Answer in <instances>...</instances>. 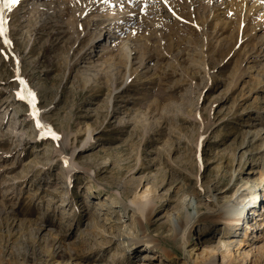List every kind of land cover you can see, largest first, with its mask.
<instances>
[{
	"label": "rangeland",
	"instance_id": "1",
	"mask_svg": "<svg viewBox=\"0 0 264 264\" xmlns=\"http://www.w3.org/2000/svg\"><path fill=\"white\" fill-rule=\"evenodd\" d=\"M4 18L0 264H264V197L234 226L209 217L264 188V0H18ZM144 228L168 257L140 260Z\"/></svg>",
	"mask_w": 264,
	"mask_h": 264
},
{
	"label": "bare ground",
	"instance_id": "2",
	"mask_svg": "<svg viewBox=\"0 0 264 264\" xmlns=\"http://www.w3.org/2000/svg\"><path fill=\"white\" fill-rule=\"evenodd\" d=\"M136 1V0H135ZM130 2V1H129ZM120 4V3H119ZM5 5V0H2V17L4 18V15L9 11V9H10V7H5L4 6ZM117 6H119V5H117ZM5 19V18H4ZM108 24H111V23H108ZM122 47L124 48V50H125V52H126V55H127V58H129L130 57V54H131V49H130V45H129V42H128V40L127 41H123V43H122ZM103 48V47H102ZM103 50H106V48H104ZM25 87V91L28 93V92H31L32 93V91H30L29 89H28V87L27 86H24ZM28 98H31L32 99V97H29V96H27ZM31 99H29L28 101H30ZM35 102V101H34ZM35 104H33V103H31V107H33ZM17 108V111L18 112H16V113H18V114H22V113H26L25 111H24V109L22 108V106L20 107V106H17L16 107ZM34 109H35V114H33V112H32V115H33V118L35 119V120H39V123L41 124V125H44V126H46V127H43V129H48V127L47 126H49L50 124L49 123H45L42 119H41V116H40V111L41 110H39V109H36V107L34 106ZM33 109V110H34ZM16 125V124H15ZM16 126H13L12 128H10L11 129V133H14L15 134V136H16V134H18V131L16 130V128H15ZM10 131V130H9ZM87 132H88V136H87V138L83 141V143H82V145H83V147L85 146V145H87V144H89L90 143V141H91V139H92V130H90V129H87ZM77 147V146H76ZM72 160L73 161H70L71 162V171H72V169H77V168H79V167H81V165L80 164H78L76 161H74V159L72 158ZM250 181H252V180H250ZM246 183H249V181H246ZM234 184L235 183H232L228 188H226V190H228V189H231L233 186H234ZM225 190V191H226ZM260 196H262V197H264V188H262V187H256V186H253L252 184H245L242 188H241V190L239 191V194L236 196V201L233 203H229V201H225L223 204L222 203H220V202H218L217 201V199H216V201H217V206H218V208L220 209V211L219 212H214L212 215H209V217L210 218H212V219H214V220H219V221H221L222 223H223V225H225V226H234L236 223L235 222H241L243 219H244V214H242V212H243V207H239V206H241V204H244V206L246 205H249V204H251V205H255V203H256V199L258 198L259 200H260ZM150 203H152V201H146V205L145 206H140L139 207V209H138V211L140 210V212H141V214H140V216H139V220L142 222L143 221V219H142V217H143V214L145 213V210L147 209V208H149L150 207ZM153 205V204H152ZM249 209V207H247L246 209H245V211H247ZM254 213L256 214V215H259V212L258 211H254ZM262 215V214H261ZM191 222V219L189 218V217H183L180 221H179V223L175 226V229H174V233H175V238H178L179 237V235L182 233V231H185V229L187 228V225L189 224H191L190 223ZM257 222H255V224H256ZM188 225V226H189ZM258 225H259V223H258ZM192 227V226H191ZM250 227H252V224L250 225ZM183 228H184V230H183ZM228 233L227 232H225L223 235H224V237L227 235ZM184 235H185V232H184ZM184 238H185V243L186 242H188V241H190V238L189 237H186V236H184ZM228 238V237H227ZM146 242V244L148 245V244H150L149 246H150V248L149 247H147V249H145L143 252H142V256H143V258L142 259H140V260H142V261H147L148 260V258L149 257H156V255L158 254V253H161L160 254V256L161 257H168L167 256V252H165V251H158V249H163L161 246H160V240H158V238H156L155 236H151V235H149L148 233H147V231L145 230V228L143 229V234H141V235H139L138 237H136V238H133V239H130L129 241H128V243L130 242V243H134V242ZM226 241V242H225ZM232 243H233V241L232 240H224V244H226V245H232ZM123 244V245H122ZM121 245H122V247H124L123 249H122V251L124 252V250L126 249V244H125V242H123ZM204 246H206V245H204ZM146 247V246H145ZM213 249H214V251H220V252H222L221 251V248H220V246H215V247H213ZM54 257V256H53ZM52 257V258H53ZM146 263H150V261H148V262H146ZM206 264H217V258H216V256H215V252H214V256H212V259L211 260H209V262H207Z\"/></svg>",
	"mask_w": 264,
	"mask_h": 264
},
{
	"label": "snow or ice",
	"instance_id": "3",
	"mask_svg": "<svg viewBox=\"0 0 264 264\" xmlns=\"http://www.w3.org/2000/svg\"><path fill=\"white\" fill-rule=\"evenodd\" d=\"M18 3V0H5V7H10L12 5H15ZM6 34V20L0 16V36H3ZM6 43H9V41H5ZM23 83V82H22ZM28 95L30 97H32V99L29 101L30 103H33L34 104V101H35V97H34V94L31 93V92H28ZM21 98H24L23 96H21ZM37 126L38 127H46L44 125H41L39 123V120H37ZM49 135L53 138V139H58L59 137L54 133V132H51V130H49Z\"/></svg>",
	"mask_w": 264,
	"mask_h": 264
}]
</instances>
